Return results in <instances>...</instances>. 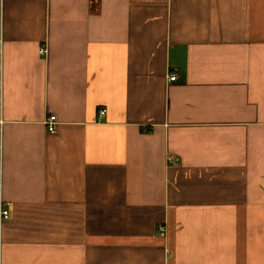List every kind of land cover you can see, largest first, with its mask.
Here are the masks:
<instances>
[{"label":"crops","instance_id":"crops-1","mask_svg":"<svg viewBox=\"0 0 264 264\" xmlns=\"http://www.w3.org/2000/svg\"><path fill=\"white\" fill-rule=\"evenodd\" d=\"M0 180V264H264V0H0Z\"/></svg>","mask_w":264,"mask_h":264},{"label":"built area","instance_id":"built-area-1","mask_svg":"<svg viewBox=\"0 0 264 264\" xmlns=\"http://www.w3.org/2000/svg\"><path fill=\"white\" fill-rule=\"evenodd\" d=\"M40 53L45 54L46 48L41 47ZM176 79H177V76L175 74H172L169 78V80H171V81H175ZM106 112H107L106 109L100 110L101 115H104ZM46 124H47V127H48L50 132H55L56 131V124H57V117L55 115L49 116V118L46 121ZM170 160L172 161L173 158H170ZM0 189H1V180H0ZM9 215H10L9 209H7L5 207L0 208V222L7 220L9 218ZM161 230H164V227H161Z\"/></svg>","mask_w":264,"mask_h":264}]
</instances>
